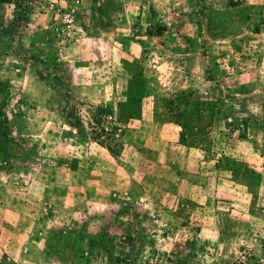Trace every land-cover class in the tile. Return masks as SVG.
Segmentation results:
<instances>
[{"label": "rangeland", "instance_id": "1", "mask_svg": "<svg viewBox=\"0 0 264 264\" xmlns=\"http://www.w3.org/2000/svg\"><path fill=\"white\" fill-rule=\"evenodd\" d=\"M0 207L50 264H264V0H0Z\"/></svg>", "mask_w": 264, "mask_h": 264}, {"label": "crops", "instance_id": "2", "mask_svg": "<svg viewBox=\"0 0 264 264\" xmlns=\"http://www.w3.org/2000/svg\"><path fill=\"white\" fill-rule=\"evenodd\" d=\"M2 222L5 224L0 222V264L1 257L5 254H7L8 260L14 264H50L42 254L37 241H34L31 236L24 235V239L20 238L21 236H16L14 232L18 230L17 228L12 231L14 228L11 225L18 226V223L16 224L14 220L10 219H4Z\"/></svg>", "mask_w": 264, "mask_h": 264}]
</instances>
